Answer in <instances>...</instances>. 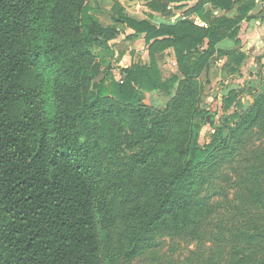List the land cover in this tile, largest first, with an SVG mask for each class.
<instances>
[{
    "label": "trees",
    "instance_id": "trees-1",
    "mask_svg": "<svg viewBox=\"0 0 264 264\" xmlns=\"http://www.w3.org/2000/svg\"><path fill=\"white\" fill-rule=\"evenodd\" d=\"M183 1L187 0H139L153 12H165L169 4ZM207 4L236 14L213 19ZM237 5L233 0H200L186 11L185 20L173 26L136 20L117 5L115 21L133 31L128 38L144 35L150 45V66L124 71L122 85L113 80L99 85L90 96L86 92L84 106L103 108L114 99L134 107L145 94L154 92L178 101L174 94L177 82L181 87L178 103L183 102L186 87L210 67L216 46L226 39L239 44L238 25L252 18L256 0H240ZM34 7L35 0H0V264H101L95 211L106 209L113 189L93 170L86 152L82 155L68 136V129L46 118V92L51 81L44 80L52 75L50 68L62 58L67 43L58 39L53 44L54 39L50 42L44 34L34 32L30 21ZM191 15L199 16L208 28L196 26ZM148 17L152 19V15ZM81 28L67 42L85 72L94 60L90 46H105L121 31L97 21H85ZM83 30L89 33L80 35ZM206 39L209 47L200 51ZM170 47L176 51L179 75L163 80L155 54ZM236 63L242 66L243 60ZM234 94L225 101L226 108ZM200 133L201 128L196 127L194 141L182 150L185 160L167 179L168 191L175 186L178 192L166 195L170 208L161 211L162 217L180 232L187 231L190 241L198 245V257L206 256V264H264V233L256 234L254 228L243 230L238 215L230 231L222 205L224 191L216 193L219 198L214 202L203 193L217 180V158L227 143L226 126L217 128L209 144L200 143ZM258 192L253 190L247 196L264 220V194L261 189ZM236 213L240 214L239 210ZM136 253L127 251L126 256L130 259Z\"/></svg>",
    "mask_w": 264,
    "mask_h": 264
},
{
    "label": "rangeland",
    "instance_id": "rangeland-1",
    "mask_svg": "<svg viewBox=\"0 0 264 264\" xmlns=\"http://www.w3.org/2000/svg\"><path fill=\"white\" fill-rule=\"evenodd\" d=\"M134 2L35 0L30 17L34 32L44 34L50 42L54 39L53 44L58 39L67 43L62 58L50 68L52 75L44 80L51 81L46 92V118L68 129V136L82 155L86 152L93 170L112 186L106 209L95 211L101 264H206V256L198 257V245L190 241L187 231L180 232L162 217L161 211L170 208L166 195L178 192L175 186L168 191L166 182L185 160L182 150L194 141L196 127L201 128L203 145L211 142L217 128L226 126L227 143L217 158V180L203 193L214 202L219 198L216 193L224 191L222 205L230 231L239 223L243 230L254 228L256 234L264 233L261 212L247 196L253 190L259 193L258 189L264 194V34L234 42L233 62L215 64L206 75L194 77L184 91L187 98L183 102L178 103L181 87L177 82L174 94L178 101L160 98L154 92L145 94L134 107L113 99L103 108L89 110L84 106L86 92L90 96L99 85L113 80L124 83L126 70L119 66L118 51L128 36L105 46L91 45L94 60L85 72L67 40L79 33L77 28L82 30L85 21L120 29L123 25L125 35V24L115 21L116 6L126 14L138 5L130 6ZM88 33L83 30L80 35ZM240 58L242 66L236 63ZM172 73L178 76L179 67ZM85 75L88 78L84 79ZM232 92L233 101L226 108ZM227 118L230 120L223 122ZM127 251L137 253L129 259Z\"/></svg>",
    "mask_w": 264,
    "mask_h": 264
},
{
    "label": "crops",
    "instance_id": "crops-1",
    "mask_svg": "<svg viewBox=\"0 0 264 264\" xmlns=\"http://www.w3.org/2000/svg\"><path fill=\"white\" fill-rule=\"evenodd\" d=\"M200 0H187L181 3L169 4L165 12H153L151 11L145 3L139 2L137 6L132 7L127 11V15L136 19V20H149L152 24L156 26L160 25H168L173 26L178 22L185 20V13L189 9L194 8ZM240 0H233V3L238 6V2ZM142 8V9H141ZM140 9L142 11H140ZM212 9V18L213 19H222V18H233L236 14L228 12L223 9H215L212 8L211 4L206 5V10ZM238 10V8H237ZM235 10V11H237ZM149 15H152V19H149ZM252 18H248L243 20L239 25V37L238 39L244 38H252L254 36H258V34H264V4L261 0H256V8L250 13ZM190 20L196 26L208 28V24L203 22L201 18L197 15H191ZM250 19V20H249ZM258 26H255V24ZM121 31V35L119 37L123 38L124 36H130L133 34V31L127 29L125 35L123 25L122 28H118ZM255 31V32H254ZM247 34V35H246ZM145 36H141L139 38L134 37L132 39L121 42L119 45L118 54L121 55V61L119 62V66L121 70H128L132 66H150L151 56H150V45H147V42L144 38ZM257 38V37H256ZM242 43V42H241ZM244 45V43H243ZM234 41L232 40H224L220 42L216 46V54L211 59L209 71L213 70V65H227L233 62V56L237 47ZM209 47V40H205V44H203L200 48V51H205ZM219 51L223 52V55H219ZM227 54V55H224ZM155 61L158 65V68L161 73V77L163 80H167L172 77V71H177L178 69V60L176 56V51L173 47L166 49L164 52L155 54ZM175 68V69H174ZM210 74V73H209ZM206 75V72H205ZM158 97L162 98L161 95Z\"/></svg>",
    "mask_w": 264,
    "mask_h": 264
},
{
    "label": "water",
    "instance_id": "water-1",
    "mask_svg": "<svg viewBox=\"0 0 264 264\" xmlns=\"http://www.w3.org/2000/svg\"><path fill=\"white\" fill-rule=\"evenodd\" d=\"M137 4H138V2L135 1L134 3H131L130 6H132V5H137Z\"/></svg>",
    "mask_w": 264,
    "mask_h": 264
}]
</instances>
